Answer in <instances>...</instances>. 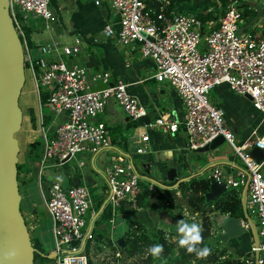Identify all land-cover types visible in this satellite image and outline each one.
I'll return each mask as SVG.
<instances>
[{
	"label": "built area",
	"instance_id": "obj_1",
	"mask_svg": "<svg viewBox=\"0 0 264 264\" xmlns=\"http://www.w3.org/2000/svg\"><path fill=\"white\" fill-rule=\"evenodd\" d=\"M90 1L109 11L101 32L114 40L120 54L129 60L135 55L151 58L155 65L152 76L170 85L183 104L181 119L172 117L170 113L159 112L147 125L170 132L183 128L191 149L202 147L222 135L229 151L239 158L242 168L249 173L246 208L256 223L259 236L258 264H262L264 153L258 159L249 150L264 144V134L253 129L246 140L237 141L234 132L225 122L223 107L217 98L214 101L210 99L209 92L212 86L225 83L239 94H250L253 106L264 113V9L261 13L257 11L259 14L251 18L249 13L244 12L258 10L255 5L257 0H228L224 7L221 1L216 0L214 16L203 22L195 12H165L162 6L156 10L146 0ZM51 2L8 0V7L22 42L24 68L29 71L38 99V125L43 142L37 183L45 210L51 217L54 264H89L87 242L98 238L99 234L95 231V221L99 216L97 211L91 208L90 220L85 218L94 199L89 188L79 182L67 185L52 180L46 183L44 190L41 172L45 167L58 169L74 159L73 168L76 172L70 166L71 171L67 175L81 177V168L85 164L83 158L91 155L95 167L96 155L110 150L102 167L108 187L103 209L107 204H112L121 206L118 209L120 213H123L122 205L140 210L138 196L142 191L141 174L130 153L112 147L106 124L96 117L104 112L111 97L117 100L130 120H137L147 112L139 98L128 90L129 83L121 76L107 69H92L79 61L66 62L64 55L77 56L80 51V43L83 41L81 34L75 35L70 45L61 44L51 36L48 42L39 45L42 56L36 60L31 57L22 21L25 23L29 17L49 20L54 14ZM213 9L211 6L207 11ZM98 82L103 86L93 88L92 84ZM42 91L47 99L45 104L51 106L57 114H63L51 137L43 124ZM147 139V133L141 136L142 141ZM146 148L144 143L135 151L141 153ZM261 148L264 150V147ZM215 152L217 148L209 151L210 154ZM77 154L82 155V158L78 159ZM244 170L226 172L216 164L211 167L208 177L225 183L227 189H241L247 179ZM26 177L31 176L26 173L23 178ZM153 185L151 183L150 187ZM114 215L108 218L114 224L108 235L111 253L107 264H135V252L130 254L123 250L113 238ZM240 221L248 227L244 216L240 217ZM101 227H105V224H101ZM254 249L252 244L250 253L241 257L240 261L244 264L254 261Z\"/></svg>",
	"mask_w": 264,
	"mask_h": 264
},
{
	"label": "rangeland",
	"instance_id": "obj_2",
	"mask_svg": "<svg viewBox=\"0 0 264 264\" xmlns=\"http://www.w3.org/2000/svg\"><path fill=\"white\" fill-rule=\"evenodd\" d=\"M90 0H81V2H76L75 0H52L51 5L54 11L53 17H51L49 20H45L42 17H29L26 22L24 23L22 21V24L25 29V34L29 41V51L31 54V57L36 60L38 57H41L42 54L39 50V45L42 42H48L50 37L57 39L61 44H72L74 42L75 35L79 34L77 32H80L83 36V41L80 43V51L78 52L77 56H63V58L66 60L67 63H72L75 61H79L80 64H86V60L88 55L91 52H98V50L103 51L104 47L100 43L93 42L94 37L103 38L104 34L101 32L100 28L92 27L88 30L86 34H84L82 31L78 30V27L72 26L73 23L75 25V21L78 20V16L85 15L86 17L88 15H92L94 17V20H96L99 24V22L102 21V18L105 17L106 10L103 7H96L90 4L88 2ZM162 3L167 4L169 0H161ZM216 0H189L183 3H176L175 8L173 10L175 11H189V12H197L199 10H202V7H204L207 4L213 3L215 5ZM221 1V0H219ZM84 2V3H83ZM83 4V5H82ZM178 4V6H177ZM212 5V4H211ZM256 7L258 8L259 13L264 9V0H257L255 3ZM83 6V7H82ZM182 7V8H180ZM187 7V8H184ZM223 7V5H222ZM253 10V9H252ZM255 11V10H253ZM99 13V14H98ZM258 13V14H259ZM79 16V17H80ZM77 24V23H76ZM98 26V25H97ZM96 28V29H95ZM92 38V40L90 39ZM92 41V42H91ZM91 42V43H90ZM97 65L94 66V68ZM94 69L93 67H91ZM101 68V67H100ZM104 67L102 66V70ZM153 69V67H152ZM98 70V69H96ZM25 71V82L21 89V93L19 96V105L22 109L23 117H22V123L21 128L17 131L16 137L18 138L20 147H22V151L20 153V158H23V150L25 147L32 149L33 151L40 150V155L38 158L33 160V163L29 167V171H26L23 169L19 173V190L21 193V201H20V209L21 212L25 218L26 225L28 227L30 236L32 238L33 245L39 249L43 255H37L34 264H54V259L47 257V253H49L53 247H54V240L52 236L51 231V217L46 212L43 199L41 197V194L39 192L38 188V163L42 154V147L40 149L39 145L37 143H34L38 139H40V128L39 125H32L31 121L28 118V108L33 107L37 108V95L35 93L33 81L30 78L29 71L27 68H24ZM103 86L102 83H93L92 87H101ZM131 86H128L130 89ZM35 94V95H34ZM210 99L214 101L216 100V96L218 95V91L215 86H212L209 92ZM244 101H248L252 104L251 100L246 97L245 95L241 94ZM36 97V98H35ZM41 102H42V114L43 119H45L44 127L47 129V134L49 137L52 136V131L54 127L61 121L63 118V114H57L51 106L45 104L47 102L45 93H41ZM110 99V98H109ZM223 107V105H222ZM255 108V107H254ZM256 111L259 113L254 118L260 119L261 116L264 113L260 111L259 109L255 108ZM38 115V114H37ZM102 113L96 117L98 120H102ZM224 118L226 119V114L224 111ZM228 123H232V118L228 119ZM231 126V127H230ZM229 127L232 129V125ZM133 129H130V132H132ZM233 130V129H232ZM250 127L248 129H241L239 133H236L235 135L236 140H238V137H246L247 133L249 132ZM253 130V129H252ZM251 130V131H252ZM256 132L260 134V132L255 128ZM250 131V132H251ZM226 146L228 144L225 142L222 144V149H226ZM229 149V148H227ZM111 151L107 152V154H110ZM78 159L82 158V155L77 154L76 155ZM102 157V151L97 154L96 156V163L98 166L96 168L92 165L91 162V155L86 156L84 159L85 164L82 166V179L79 181V183L86 185L91 193V196L93 199L92 206L87 211L85 218L87 221L90 220L89 214L91 212V208L95 209L97 211L100 207V205L103 203V201L106 198V193L108 190L107 183L105 180V177L102 173V162H100L99 158ZM134 160L136 163V167L139 172H144L145 169L141 165L138 155H133ZM106 160V159H105ZM23 161V160H22ZM240 161V160H239ZM75 160L69 161L67 164L62 165L58 169H51L48 167H45L40 175L42 187L44 190H46V183H50L52 180L61 181L64 184L68 183V177L65 176L70 173L71 167L74 172H76L73 168ZM241 163V161H240ZM70 164V165H69ZM98 168V170H97ZM100 170V171H99ZM29 173L30 178H23V175ZM66 177V178H64ZM80 177V178H81ZM148 181L144 178H140V185L142 188L147 187ZM146 185V186H145ZM144 186V187H143ZM148 188V187H147ZM145 188V189H147ZM231 188V187H230ZM154 189V190H153ZM151 191H155L156 196L154 200H149L151 193L148 195V197L143 198L142 204L138 202V205L142 208L144 211H151L153 208L155 210L152 211V213H149L150 218L153 222L148 220V222L141 223L140 219H137L138 222H132V219H135V216L140 213V211L137 209H133L131 214L123 216L124 213H120L118 209L121 206L107 204L105 208L103 209L102 213H99L98 218L95 221V231L102 234L99 235L98 238L92 239L87 242V252L89 255V258L92 262V264H107L109 255H110V246L108 235L112 231V225L114 223L110 222L108 219L111 214H115V229L113 230V238L116 239L119 236H123L124 238V245L119 246L124 250L126 246V241L129 236H133L134 234H139V229H136V226H140V230H148V238L146 242V246L144 245L145 249H148L147 246L150 244L149 239L154 238L155 231L160 229L162 230V233L164 234V237L168 241H178L180 236L177 231L178 229V221L185 220L188 223H198L201 225L202 222V216L200 212L193 211L190 206L187 203V199L184 196L183 189L179 186L178 189L167 188L164 189L163 187L155 186ZM229 188L227 189V191ZM177 191V192H176ZM227 191H224L226 193ZM223 193V194H224ZM164 196V198H163ZM154 197V196H153ZM211 206H213L211 204ZM131 208V207H130ZM206 209H208V205L206 206ZM117 210V212L115 211ZM160 212L169 213L170 214V220H165V217L160 214ZM32 213H35V215H32ZM209 217L211 218V235L208 238V242L210 244L211 251L217 249V250H223L224 253L222 257H234V258H241L243 256H246L249 254V251L252 247V239L251 236L247 233L231 237L227 239L225 242L221 241L219 239V235L222 232V228L219 226L220 217L223 215V213L219 212L218 210L215 211H208ZM254 219H257L256 215L254 213H251ZM105 215V216H104ZM105 217V218H103ZM102 219H106L102 223ZM101 224H105V227H101ZM151 224V226H150ZM131 234H129V232ZM134 233V234H133ZM156 235V234H155ZM126 250V249H125ZM136 259L135 264H177V263H171L165 261H157V260H147V250H143L140 252H135ZM261 255L264 257V253H261ZM191 264H197L196 261H193ZM264 264V262L262 263Z\"/></svg>",
	"mask_w": 264,
	"mask_h": 264
},
{
	"label": "crops",
	"instance_id": "obj_3",
	"mask_svg": "<svg viewBox=\"0 0 264 264\" xmlns=\"http://www.w3.org/2000/svg\"><path fill=\"white\" fill-rule=\"evenodd\" d=\"M75 1L79 3L81 2V0ZM88 2L93 6H96L91 1ZM105 10L107 14L102 18V21L99 22V24L96 23L97 21L94 20L92 15H88L87 17L85 15H79L80 17L78 16L75 25L73 23L72 26L78 27V30L82 31L84 34H86L92 27L101 29L105 20L109 17V11L107 9ZM77 33L81 34L80 32ZM90 39L92 40V38ZM93 42L100 43L101 46L103 44L104 50L91 52L87 57L86 64L93 68L97 65L94 69L98 70L102 69L103 66L104 69L109 70L112 74L119 75L126 80L129 83L128 86H131L128 90L139 98L141 103L145 106L146 112L151 120L159 112L170 113L172 117L177 119L182 118L184 109L178 95L173 93L170 85L165 82H159L152 76L155 71V65L151 58L135 55L129 60L120 54L118 46L114 40L109 39L105 35L102 39L95 37ZM215 87L218 91V95L215 96L220 105H223L227 126L229 127L232 125V131L234 134L239 133L241 129L247 130L248 127H250L247 136L244 138L238 137L237 141L242 142L246 140L251 133L250 131L255 128H257L260 134H264V117L262 115L260 119L254 118L259 113L250 102L244 101L241 94L230 89L225 83L215 85ZM101 117L102 121L108 128L112 147L130 153L134 163L135 160L133 155H138L140 163L145 169L144 172L139 173L142 178L148 181V188L143 186L144 188H142V190L145 188L152 190L155 186L163 187L166 190L167 188L172 187L178 189V183L175 184V182L170 185L169 182L171 180L177 181L178 178L184 175L200 172L214 161H218V164L226 172L235 173L239 167H242L239 158L227 149L228 146H226V149H222V144L225 143V141L216 147L217 152L210 154L209 152H201L197 149L189 148L188 136L183 128H180L175 132H170L147 124L139 125L137 120L129 126L128 123L130 122V119L126 113L123 112V109L118 104L117 100L113 97L108 100ZM230 118L233 120L232 123H228V119ZM130 129H133L132 132H130ZM145 133L148 134V139L142 141L141 136ZM144 143L147 147L146 150L137 153L135 149ZM109 151L110 150L102 151V157L100 156L99 158L102 165L106 159V154ZM95 160L96 157L94 159L96 168L98 165ZM171 168H175L177 171L173 179L168 178V171ZM210 169L211 167L204 172L198 173L195 177H208ZM65 176L68 177L67 185L79 182L82 179L80 177H72L69 175ZM151 183L154 184L153 187H150ZM155 196V191H152L149 200H154ZM142 208L144 207H141L139 210L140 213L136 215L135 218L140 219L141 223L145 224L149 220L151 224H153L149 213H152L155 208L151 211H143ZM122 209L124 215L121 214L123 216L131 214L130 211L133 210L127 205H122ZM160 214L165 217V220H170L169 213L160 212Z\"/></svg>",
	"mask_w": 264,
	"mask_h": 264
},
{
	"label": "water",
	"instance_id": "obj_4",
	"mask_svg": "<svg viewBox=\"0 0 264 264\" xmlns=\"http://www.w3.org/2000/svg\"><path fill=\"white\" fill-rule=\"evenodd\" d=\"M24 82L22 42L14 28L9 13L8 0H0V264H34V253L37 251L20 209L21 193L17 177L20 145L15 133L21 128L22 123L23 113L19 105V96ZM172 90L175 93L173 88ZM245 96L251 99L250 94L245 93ZM149 121L150 117L147 113L137 118L139 125L148 124ZM222 142H224V137L218 135L197 150L209 152ZM249 152L259 159L264 150L261 147L253 146ZM216 164L218 161L210 163L200 172H204ZM239 169L244 170L242 167ZM176 172L175 168H171L168 171V178L173 179ZM200 172L184 175L178 178L175 184L194 177ZM244 172L247 174V179L241 188L240 199L243 216L247 219L248 227L241 223L240 217L223 214L219 222V226L222 228L219 239L225 242L231 237L249 234L255 248L254 261L249 264H258L259 236L256 223L246 208L249 173L246 170ZM224 191H227L225 183L212 180L205 193V200L216 201ZM105 201L97 210V215L103 209ZM116 241L120 245H124L123 236L117 237ZM47 257L54 258L55 253L50 251L47 253Z\"/></svg>",
	"mask_w": 264,
	"mask_h": 264
},
{
	"label": "trees",
	"instance_id": "obj_5",
	"mask_svg": "<svg viewBox=\"0 0 264 264\" xmlns=\"http://www.w3.org/2000/svg\"><path fill=\"white\" fill-rule=\"evenodd\" d=\"M189 0H169L167 4L162 3L161 0H146V2L151 6L155 7L156 10H158L161 6L163 7L165 12H169L170 10H173L175 8V4L178 2L183 3ZM228 0H221L223 7L227 3ZM212 4V5H211ZM213 6L214 9L211 11H207L209 7ZM217 9V5L214 2L205 5L202 7V10H199L195 12L203 22H205L207 19L214 16V11ZM244 13L250 14V17L253 18L258 13L257 11L253 10H246ZM28 118L31 121L32 125L38 124V115H37V108L29 107L28 108ZM45 122V119H43V124ZM135 123L136 120H130L128 125L130 126L132 123ZM16 135V133H15ZM53 135V131H52ZM40 139L35 141L34 143H37L41 149L42 147V136L40 135ZM20 145V144H19ZM22 147H20V150L18 152V162H17V177H19V173L25 169L26 171H29V167L33 163V160L39 157L40 150L33 151L30 148L25 147L23 150V158H20V153ZM23 160V161H22ZM74 181V180H73ZM212 179L210 177H191L188 180L180 181L178 184L184 191V196L186 197V201L190 208L195 212H200L202 216V236H203V243L199 245L198 247H209L210 244L208 242V238L211 235V218L209 217L208 211H213L215 209L223 214H229L234 217H241L243 216V210L241 205V199H240V193L241 189L236 187H231L229 190L222 194L216 201H206L205 200V193L209 189V185ZM177 182L176 180H171L169 183L170 185ZM151 193L149 189H143L141 193L138 196V202L142 204L143 198L148 197V195ZM211 204L213 206H211ZM208 205V209H206V206ZM105 216V215H104ZM105 218V217H103ZM109 218V217H108ZM106 218V219H108ZM106 219H102L105 221ZM132 222H138V220L135 218L132 219ZM136 229H139V234H134L132 237L129 236L127 239H125L126 242V250L131 254L134 252H140L143 250H147V260H156L154 259L148 252V249L144 248V245L146 246L147 238H148V230H140V226H136ZM129 234L130 231H128ZM156 235L154 234V238L149 239L151 241L150 244L147 246L150 247L154 244H162L164 246V252L162 254L161 259L157 261H167L171 263H177V264H191L193 261H196L197 264H244L243 261H240V258H234V257H222L224 251L223 250H213L211 251V255H209L206 259H198L195 254H188L186 253V250L179 246L178 241H168L164 234L162 233V230L158 229L155 231ZM101 233L98 234L101 235ZM37 255H42V252L37 249L34 253V260ZM45 256V255H43ZM89 264H92L91 260L89 259Z\"/></svg>",
	"mask_w": 264,
	"mask_h": 264
},
{
	"label": "clouds",
	"instance_id": "obj_6",
	"mask_svg": "<svg viewBox=\"0 0 264 264\" xmlns=\"http://www.w3.org/2000/svg\"><path fill=\"white\" fill-rule=\"evenodd\" d=\"M261 147H264V144H261ZM177 231L180 236L178 244L186 250V253L195 254L198 259H206L211 255V249L209 247H198L203 243L202 225L188 223L182 219L178 221ZM148 252L154 259L159 260L164 252V246L162 244H154L149 247Z\"/></svg>",
	"mask_w": 264,
	"mask_h": 264
},
{
	"label": "bare ground",
	"instance_id": "obj_7",
	"mask_svg": "<svg viewBox=\"0 0 264 264\" xmlns=\"http://www.w3.org/2000/svg\"><path fill=\"white\" fill-rule=\"evenodd\" d=\"M35 95V94H34ZM36 98V97H35ZM17 133V132H16Z\"/></svg>",
	"mask_w": 264,
	"mask_h": 264
}]
</instances>
